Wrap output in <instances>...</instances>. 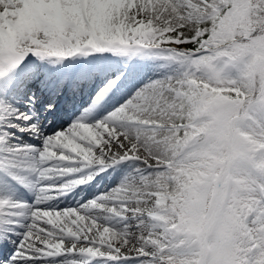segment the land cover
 I'll use <instances>...</instances> for the list:
<instances>
[{"label":"snow or ice","instance_id":"snow-or-ice-1","mask_svg":"<svg viewBox=\"0 0 264 264\" xmlns=\"http://www.w3.org/2000/svg\"><path fill=\"white\" fill-rule=\"evenodd\" d=\"M0 264H264V0H0Z\"/></svg>","mask_w":264,"mask_h":264}]
</instances>
